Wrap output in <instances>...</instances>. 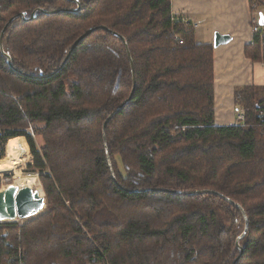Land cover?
I'll use <instances>...</instances> for the list:
<instances>
[{"label":"trees","instance_id":"16d2710c","mask_svg":"<svg viewBox=\"0 0 264 264\" xmlns=\"http://www.w3.org/2000/svg\"><path fill=\"white\" fill-rule=\"evenodd\" d=\"M78 1L0 0V169L24 164L4 155L23 136L46 199L0 222V264H264V87L236 89L243 119L216 125L213 46L171 0ZM125 43L134 92L104 131L115 182L102 125L133 88ZM244 54L264 61V35Z\"/></svg>","mask_w":264,"mask_h":264},{"label":"crops","instance_id":"0c3cea01","mask_svg":"<svg viewBox=\"0 0 264 264\" xmlns=\"http://www.w3.org/2000/svg\"><path fill=\"white\" fill-rule=\"evenodd\" d=\"M251 5V0H171V14L194 25L198 42L213 46L215 33L229 36L227 43L213 46L216 125L235 124L236 89L264 87V61L253 62L244 54L254 37L252 18L258 25L260 13L264 18V7L257 9L256 16Z\"/></svg>","mask_w":264,"mask_h":264},{"label":"water","instance_id":"95a60500","mask_svg":"<svg viewBox=\"0 0 264 264\" xmlns=\"http://www.w3.org/2000/svg\"><path fill=\"white\" fill-rule=\"evenodd\" d=\"M77 3V8L75 10H77L79 8V1L78 0H73ZM54 12V11H52ZM50 12H46V13H52ZM34 13L35 11H33L31 13V16L29 19L34 17ZM16 17H20L22 19H27L24 15V12H20ZM13 18H11L8 23L12 20ZM7 23V24H8ZM259 23L260 25L264 24V18L262 13H260V19H259ZM6 24V25H7ZM99 26H94V27H90L89 29H87L84 33H82L71 45L64 61L62 62V64L65 63V61L67 60V58L69 57L70 53L73 51V49L79 44L80 41H82L85 37H87L91 32H93L94 30H96ZM101 28L104 29H108L105 26H101ZM3 31L2 30L1 34H0V49L2 50V45H1V40H2V35H3ZM113 34L116 35V33L113 32ZM229 40V36L228 35H220L218 33H215L214 35V41H213V46H217L219 44H223V43H227ZM126 46V51H127V55L131 64V72H132V77H133V88L131 93L129 94V96L127 97L126 100H124L114 111H112L104 120L103 122V140H104V147L106 150V157H107V161H108V165L110 168V173L112 175L113 180L116 182L115 180V175L114 172L112 170L111 167V163L109 160V156H108V151H107V146H106V140H105V127L108 123V121L112 118V116L117 113V111L127 102L130 100V98L132 97V94L134 92V86H135V79H134V68H133V63H132V59L129 53V50L127 48V45L125 43ZM4 55L7 57V62L9 65H12L11 63V57L4 53ZM146 190H151V191H170V192H174V193H183V194H203V193H207V192H213L211 190H197V191H190V192H183V191H174V190H168L165 188H149ZM221 197L225 198L223 195L219 194ZM225 200H227L228 202H230L231 204H235L233 201H231L228 198H225ZM237 207L240 208V206L238 204H235ZM46 206V199L44 194L40 193L39 190L34 189L30 186L24 185V186H17L16 184H8L5 188L0 189V222L2 221H9V220H16V219H25V218H29L32 217L34 215H36L37 213L41 212ZM242 210V209H241ZM243 211V210H242ZM243 216L245 218V227L243 232L236 238L235 240V244L237 245L238 249H239V255L242 253L243 249L242 247L239 245V241L242 239V237L245 235L246 229L248 227V220L246 217V214L243 212ZM239 257V256H238ZM238 257L233 261V263L238 259ZM232 263V264H233Z\"/></svg>","mask_w":264,"mask_h":264},{"label":"rangeland","instance_id":"374dc122","mask_svg":"<svg viewBox=\"0 0 264 264\" xmlns=\"http://www.w3.org/2000/svg\"><path fill=\"white\" fill-rule=\"evenodd\" d=\"M28 132H31V134H32V130H31V128H29L28 130H27ZM0 135H1V131H0ZM21 137V136H20ZM19 140H21V142L25 145V147H26V150H27V159H26V161H24L25 163L24 164H22L20 167H12V170L11 171H5V172H3V170L2 169H0V189H2V188H5L8 184H15V183H17V181H18V174L19 173H22V172H24V173H28V171H26V169H27V164L28 163H30L31 161H32V158H31V154H30V152H29V149H28V146H27V143H26V140H25V138L22 136ZM35 140H36V142H37V144L40 146L41 145V140H40V138L39 137H36L35 138ZM7 143V142H6ZM6 143H5V145H6ZM5 147V146H4ZM6 154V151L4 152V155ZM4 157V156H3ZM2 157V158H3ZM6 158V157H5ZM1 159V158H0ZM16 160V159H15ZM4 163L7 165V162L6 161H4ZM16 163L19 165V163L21 164L22 162H19L18 160H16ZM31 173H34V172H31ZM28 174H30V173H28ZM31 175H35L36 176V178H37V182H38V184H39V187H40V189H41V192L43 193V189H42V185H41V183H40V181H39V179H38V174L37 173H35V174H31ZM34 186V185H33ZM35 187V186H34ZM44 194V193H43ZM45 208H46V206H45ZM44 208V209H45ZM44 209L41 211V212H39V213H37L36 215H39L40 213H42L43 211H44ZM33 217V216H32ZM31 217H29V218H25V219H16V221H19V223H23V222H25V221H27L28 219H30ZM22 254H21V256L23 255V253H24V251H20ZM24 259H23V257H22V261H23Z\"/></svg>","mask_w":264,"mask_h":264},{"label":"bare ground","instance_id":"6f19581e","mask_svg":"<svg viewBox=\"0 0 264 264\" xmlns=\"http://www.w3.org/2000/svg\"><path fill=\"white\" fill-rule=\"evenodd\" d=\"M6 152L7 155L12 157L13 159L15 158L19 162L25 163L27 159V150L25 145L21 142V140H12L6 145ZM17 186H30L34 189H37L41 192V189L39 187V184L37 182V178L34 175H30L28 173H19L18 174V181L15 183ZM35 187H34V186Z\"/></svg>","mask_w":264,"mask_h":264},{"label":"built area","instance_id":"2783aa9c","mask_svg":"<svg viewBox=\"0 0 264 264\" xmlns=\"http://www.w3.org/2000/svg\"><path fill=\"white\" fill-rule=\"evenodd\" d=\"M260 4L264 7V0H255L253 2V4L251 5L252 10H257V6L260 5ZM256 20H257V18H252V22H253L252 31H253L254 35L257 34V35L263 36L264 35V30H262L260 28V25H258ZM236 110H237V112H236V122H237V121L243 119L244 112H243V110L241 108H238V107L236 108ZM21 254H22L21 252H18L17 256H16V254L10 255L9 262L12 263V262H15V261L18 260L19 264L20 263L22 264V256L23 255L21 256Z\"/></svg>","mask_w":264,"mask_h":264}]
</instances>
